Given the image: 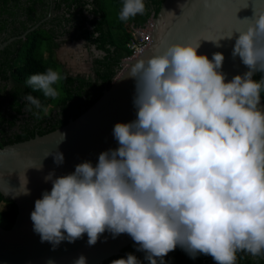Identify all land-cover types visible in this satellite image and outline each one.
<instances>
[{"label": "clouds", "instance_id": "9594fccd", "mask_svg": "<svg viewBox=\"0 0 264 264\" xmlns=\"http://www.w3.org/2000/svg\"><path fill=\"white\" fill-rule=\"evenodd\" d=\"M145 11L144 0H123L119 19ZM240 20L246 28L211 40L220 47L221 40L235 39L232 56L248 71L231 80L221 71L224 54L210 59L193 42L171 43L129 67L136 119L115 124L119 147L101 152L95 166L85 161L70 174L56 177L53 170L44 177L51 191L31 213L42 242L55 248L87 234L92 246L107 231L113 238L128 234L149 264H165L178 246L216 264H237L240 252L264 257V77L253 79L264 73V11L255 8ZM61 79L48 68L26 84L56 98L53 85ZM24 100L29 111L47 112L35 96ZM34 115L39 118L38 111ZM54 162L63 164L64 154L56 152ZM27 183L24 195H30ZM74 264H87V258ZM111 264L142 261L129 253Z\"/></svg>", "mask_w": 264, "mask_h": 264}, {"label": "water", "instance_id": "95a60500", "mask_svg": "<svg viewBox=\"0 0 264 264\" xmlns=\"http://www.w3.org/2000/svg\"><path fill=\"white\" fill-rule=\"evenodd\" d=\"M255 8L264 11V0H164L153 18L149 47L138 57L125 61L126 65L93 105L51 132L0 147V192L18 206L12 227L0 226V264H49V261L74 264L81 255L87 258V264H102L133 242L128 234L113 238L107 231L92 246L87 242V234L75 242L62 241L55 248L49 242H42L33 230L31 213L43 192L51 191L52 182H46L44 177L53 170L56 177L70 174L85 161L95 166L101 152L119 147L113 136L115 124L133 121L137 113L133 104L135 80L127 78L125 73L134 62L151 56L157 49L163 52L169 44L178 41L200 43L198 52L210 59L216 52L224 54L221 71L226 80L247 72L240 58L232 56L234 38L221 40L220 47L211 40L246 28L247 22L240 19L251 17ZM30 30L1 43L0 51ZM260 107L264 108L262 95ZM58 151L64 154V162L59 166L54 162ZM26 178L30 195L21 192Z\"/></svg>", "mask_w": 264, "mask_h": 264}, {"label": "trees", "instance_id": "16d2710c", "mask_svg": "<svg viewBox=\"0 0 264 264\" xmlns=\"http://www.w3.org/2000/svg\"><path fill=\"white\" fill-rule=\"evenodd\" d=\"M163 1L144 0L145 13L125 22L119 19L123 0H0V44L41 22L25 37L12 41L0 51V147L51 132L93 105L123 69V59L131 55L126 47L131 25L143 26L158 14ZM88 3L93 5L91 12L85 9ZM68 34L83 37L104 53L94 58L93 76H74L55 58L59 39ZM45 42L49 43L47 57L43 52ZM54 67L61 68L63 81V92L56 98L45 97L42 91H33L26 84L31 75ZM262 77L264 73L257 72L254 80ZM28 94L38 98L47 112L34 107L29 111L24 100ZM261 95L264 99V92ZM37 111L39 118L34 115ZM17 214L16 202L0 192V226L12 227ZM137 247L133 241L121 254L102 264L126 258L129 253L142 264H149L145 253L137 251ZM164 259L165 264H216L207 255L193 259L179 246ZM237 264H264V258L240 252Z\"/></svg>", "mask_w": 264, "mask_h": 264}, {"label": "rangeland", "instance_id": "374dc122", "mask_svg": "<svg viewBox=\"0 0 264 264\" xmlns=\"http://www.w3.org/2000/svg\"><path fill=\"white\" fill-rule=\"evenodd\" d=\"M108 1V0H107ZM111 7V4L109 5ZM117 31V35H118ZM60 46L56 50L55 58L62 62L64 69L74 76H88L93 73V58L99 52H94L86 40L81 36H73L72 34L64 35L59 39ZM48 42L44 43L43 52L47 57ZM59 71L61 75V68H53ZM62 79L53 87L57 88L59 93L63 92Z\"/></svg>", "mask_w": 264, "mask_h": 264}, {"label": "built area", "instance_id": "2783aa9c", "mask_svg": "<svg viewBox=\"0 0 264 264\" xmlns=\"http://www.w3.org/2000/svg\"><path fill=\"white\" fill-rule=\"evenodd\" d=\"M153 18L151 17L143 26L131 25V32L126 47L131 52V55L123 59V67L126 65L125 61L138 57L141 55L151 44L152 41V29Z\"/></svg>", "mask_w": 264, "mask_h": 264}, {"label": "flooded vegetation", "instance_id": "af4514ba", "mask_svg": "<svg viewBox=\"0 0 264 264\" xmlns=\"http://www.w3.org/2000/svg\"><path fill=\"white\" fill-rule=\"evenodd\" d=\"M90 46L94 48V49H93L94 52H96V53L99 52V53H97V55H96L94 58L99 57V56H101V55L104 54L102 51L97 50V49L95 48V46H93V45H90ZM94 58H93V62H94ZM92 66H93V63H92ZM93 75H94V73H91V74H89L88 76H93ZM88 76H87V77H88Z\"/></svg>", "mask_w": 264, "mask_h": 264}]
</instances>
